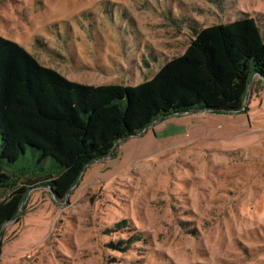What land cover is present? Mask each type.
Here are the masks:
<instances>
[{
    "label": "rangeland",
    "instance_id": "1",
    "mask_svg": "<svg viewBox=\"0 0 264 264\" xmlns=\"http://www.w3.org/2000/svg\"><path fill=\"white\" fill-rule=\"evenodd\" d=\"M239 15L264 34V0H0V37L68 80L131 86ZM34 182L0 264H264V79L241 112L167 116L120 140L63 198Z\"/></svg>",
    "mask_w": 264,
    "mask_h": 264
},
{
    "label": "trees",
    "instance_id": "2",
    "mask_svg": "<svg viewBox=\"0 0 264 264\" xmlns=\"http://www.w3.org/2000/svg\"><path fill=\"white\" fill-rule=\"evenodd\" d=\"M254 73L264 78V34L247 15L195 30L182 54L131 86L68 80L22 45L0 37V185L30 167L36 182L44 179L63 198L87 164L162 115L240 110ZM29 154L31 165L20 167ZM35 180L0 200V231L16 217Z\"/></svg>",
    "mask_w": 264,
    "mask_h": 264
},
{
    "label": "water",
    "instance_id": "3",
    "mask_svg": "<svg viewBox=\"0 0 264 264\" xmlns=\"http://www.w3.org/2000/svg\"><path fill=\"white\" fill-rule=\"evenodd\" d=\"M256 77V74L254 73V74H252L251 75V78H250V82H249V85L247 86V92H246V95H245V99L243 100V105H242V108L240 109V110H235V111H230V112H241V111H243L244 110V108H245V106H246V104H247V100L249 99V93H250V88H251V85H252V83H253V80H254V78ZM262 79H264V78H262ZM196 112V111H213V109H208V108H203V109H198V110H194V109H191V110H186V111H174V112H171V113H169L168 115H162V116H160V117H158L156 120H154L152 123H149L148 125H146L141 131H139V132H133V133H130V134H128V135H126V136H124L123 138H120V139H118V140H116L115 141V143H114V145H113V147H112V150H111V152L114 150V148L116 147V145L118 144V142L120 141V140H123V139H126L127 137H130V136H133V135H139V134H141V133H143V132H145L149 127H151V126H153L156 122H158V121H160V120H162L164 117L166 118L167 116H173V115H182V114H186V113H188V112ZM110 152V153H111ZM109 154V153H108ZM107 154V155H108ZM107 155H105V156H107ZM104 157V156H103ZM103 157H101V158H103ZM101 158H99V159H101ZM99 159H96V160H94L93 162H95V161H98ZM92 162V161H91ZM92 162V163H93ZM90 164V163H89ZM89 164H87L84 168H83V171L85 170V168L86 167H88V165ZM83 171H82V173H81V175L83 174ZM81 175H80V177H81ZM80 177H79V179H80ZM79 181V180H78ZM49 189H50V191H51V195L52 196H54V193H53V191H52V189H51V187H48ZM72 189V188H71ZM23 203H24V201H23ZM23 205V204H22ZM22 207V206H21ZM11 220H9V221H7V222H5V223H3L2 224V226H1V231H0V240H1V236H2V229H3V227L8 223V222H10ZM0 243H1V241H0Z\"/></svg>",
    "mask_w": 264,
    "mask_h": 264
}]
</instances>
